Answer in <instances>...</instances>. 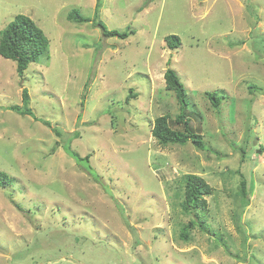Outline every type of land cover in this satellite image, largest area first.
<instances>
[{
  "label": "rangeland",
  "instance_id": "374dc122",
  "mask_svg": "<svg viewBox=\"0 0 264 264\" xmlns=\"http://www.w3.org/2000/svg\"><path fill=\"white\" fill-rule=\"evenodd\" d=\"M96 6L0 0V34L25 15L50 42L23 77L0 56V172L12 179L0 186V264H264V0H102L97 21L127 39L103 36ZM73 9L93 21H69ZM169 68L207 151L152 135L156 118L180 114ZM25 89L34 116L13 110ZM187 175L214 189L194 214Z\"/></svg>",
  "mask_w": 264,
  "mask_h": 264
},
{
  "label": "trees",
  "instance_id": "16d2710c",
  "mask_svg": "<svg viewBox=\"0 0 264 264\" xmlns=\"http://www.w3.org/2000/svg\"><path fill=\"white\" fill-rule=\"evenodd\" d=\"M101 3L102 0H97L94 25L101 28L104 37H119L120 39H127L131 34H135L134 31L128 33L109 30L102 21H97L101 9ZM68 20L78 24H85L93 21L90 18L82 16L79 9H73L68 15ZM166 41L171 49H177L181 45V40L178 36H170ZM49 43V39L46 37L43 30L30 17L17 15L0 34V56L4 59L15 62L17 64L18 75L23 77L31 63H39L41 56L47 51ZM164 78L166 89L174 92L176 95L180 106V114L174 121L171 120V117L168 115L156 118L152 129V135L162 146H186L188 143H191L197 149L207 151L209 148L206 145L203 136L194 130L191 123L190 114L192 112L188 109L187 91L184 84L181 82L177 73L171 68L166 70ZM23 96L26 108H15L13 110L20 115L34 116L33 112L28 108L29 97L27 89L24 90ZM209 98L213 106L216 108L220 106L221 99L217 94H209ZM174 125L182 126L183 130L180 131L174 129ZM66 151L78 164H84L85 168H89L87 164L90 156L82 158L69 147H66ZM241 176L240 211L236 216L239 225L244 209L250 204L248 181L243 174H241ZM11 184L12 179L10 176L5 172H0V186L7 188ZM184 187L185 199L183 210L185 213L194 214L198 210L206 209V197L211 196L214 189L202 177L197 175H187ZM197 224L200 226L198 220H193L184 226L181 231V237L183 240L187 242L190 240V232L197 226Z\"/></svg>",
  "mask_w": 264,
  "mask_h": 264
}]
</instances>
